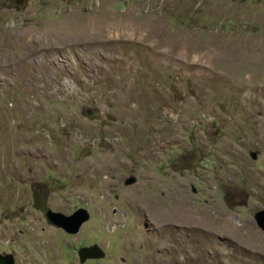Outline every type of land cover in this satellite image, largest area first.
I'll use <instances>...</instances> for the list:
<instances>
[{"label": "rangeland", "instance_id": "374dc122", "mask_svg": "<svg viewBox=\"0 0 264 264\" xmlns=\"http://www.w3.org/2000/svg\"><path fill=\"white\" fill-rule=\"evenodd\" d=\"M263 209L264 0H0V254L264 264Z\"/></svg>", "mask_w": 264, "mask_h": 264}, {"label": "water", "instance_id": "95a60500", "mask_svg": "<svg viewBox=\"0 0 264 264\" xmlns=\"http://www.w3.org/2000/svg\"><path fill=\"white\" fill-rule=\"evenodd\" d=\"M135 182V178L130 176L125 181V185H131ZM46 219L57 228L65 231L69 235H76L81 226L88 221L89 214L86 209H77L71 215H64L60 212H53L51 210H45ZM254 221L256 226L264 232V209L257 211L254 214ZM77 256L80 263H84L86 260H99L104 256V252L97 246H89L80 248L77 252Z\"/></svg>", "mask_w": 264, "mask_h": 264}, {"label": "flooded vegetation", "instance_id": "af4514ba", "mask_svg": "<svg viewBox=\"0 0 264 264\" xmlns=\"http://www.w3.org/2000/svg\"><path fill=\"white\" fill-rule=\"evenodd\" d=\"M75 211L76 210H74L71 214H73ZM71 214H69V215H71ZM61 232L64 233V234H66V235H68V236H73V235L67 234L63 230H61ZM0 264H25V262L22 263L21 260H16L15 254H0Z\"/></svg>", "mask_w": 264, "mask_h": 264}, {"label": "bare ground", "instance_id": "6f19581e", "mask_svg": "<svg viewBox=\"0 0 264 264\" xmlns=\"http://www.w3.org/2000/svg\"><path fill=\"white\" fill-rule=\"evenodd\" d=\"M138 201V200H137ZM136 201V202H137ZM143 204V203H142ZM142 206V205H141ZM159 208V207H158ZM141 209V207H140ZM143 212V210H141ZM144 211L145 213H148L147 215H150V217L152 218V221H153V218H154V213L156 211V213L158 214V219H160L161 217H164L166 215V213L168 212V210L166 209H155L154 207H151L149 206L148 204L146 206H144ZM168 219V218H167ZM161 220V219H160ZM167 223V222H166ZM168 225V224H167Z\"/></svg>", "mask_w": 264, "mask_h": 264}]
</instances>
